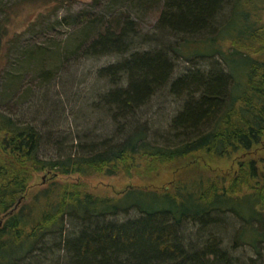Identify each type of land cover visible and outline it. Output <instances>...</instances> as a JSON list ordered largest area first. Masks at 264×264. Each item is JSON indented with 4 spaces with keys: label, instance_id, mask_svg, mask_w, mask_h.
<instances>
[{
    "label": "trees",
    "instance_id": "1",
    "mask_svg": "<svg viewBox=\"0 0 264 264\" xmlns=\"http://www.w3.org/2000/svg\"><path fill=\"white\" fill-rule=\"evenodd\" d=\"M160 1L158 38L139 44L152 48H132L139 32L125 11L77 19L82 32L65 54L119 57L96 71L106 89L89 106L107 117L109 136L84 135L62 149L50 137L43 141L34 122L0 108V264H239L230 252L242 244L262 258L264 160L243 159L213 175L203 161L247 155L264 141V0ZM27 2L56 3L19 0L13 8ZM10 14L0 23V51L16 17ZM160 36L177 41L164 45ZM197 44L206 49L194 51ZM180 55L194 65L201 59L203 69L174 77ZM158 95L179 104L165 134L154 136L143 110ZM46 145L55 155L42 154ZM173 166L182 178L161 188L127 187L118 196L61 179ZM41 172L48 177L32 187ZM228 215L240 226L224 248L218 234L233 224ZM187 225L196 231L186 234Z\"/></svg>",
    "mask_w": 264,
    "mask_h": 264
},
{
    "label": "rangeland",
    "instance_id": "2",
    "mask_svg": "<svg viewBox=\"0 0 264 264\" xmlns=\"http://www.w3.org/2000/svg\"><path fill=\"white\" fill-rule=\"evenodd\" d=\"M54 1V5L47 7L27 2L26 5L13 8L19 0H0V23L8 14H16L7 25L8 33L1 42L3 49L0 51V108L16 117L34 122L44 134L43 141L50 137L51 141H56L63 149L72 143H80L79 138L84 135L90 138L106 137L112 130L107 126V117L89 106L97 101V94L106 89V83L97 78L96 71L100 67L117 62L119 57L106 55L82 58L65 54L72 52L74 41L82 32L83 25L77 21L80 13L101 14L108 19L114 13L125 11L139 32V36L132 42V48L141 50L156 46L155 43L143 46L139 44L144 40L158 38L152 35L155 34L161 1L151 0V4H140L137 0H98L99 3L94 0ZM262 17L264 19V9ZM159 38L164 45L177 41L161 36ZM189 48L186 47L185 50ZM193 48L194 51L206 49L205 45L201 44L194 45ZM185 56L175 58L174 77L193 66L203 69L201 59L195 58L194 65L186 59L189 57ZM178 104L168 95H158L154 98L151 105L143 110L144 119L148 120L150 126V134H165L163 124H166L165 120L172 116ZM44 124L51 126L42 127ZM47 149V145L43 147L42 154L55 155L56 148L48 151ZM243 159L264 160V141L247 155L235 154L229 160H205L203 166L213 175L229 169L234 170L237 162ZM180 171L181 168L173 166L144 175L137 172L130 176L124 172L91 176L70 174L61 176V179L69 183H79L92 193L118 196L127 187L132 186L161 188L173 179L182 178ZM188 174L184 173L183 177ZM47 177L48 175L42 172L34 173L32 187L44 182ZM227 218L233 224L229 225L228 231L218 232L219 239H223L224 248L233 246V235L240 226L239 219L231 215ZM195 231L189 225L185 228L186 234ZM230 255L240 260L239 264H247L250 258L256 261V264H264V252L261 253V258L245 244L239 245ZM41 264L54 263L44 259Z\"/></svg>",
    "mask_w": 264,
    "mask_h": 264
}]
</instances>
